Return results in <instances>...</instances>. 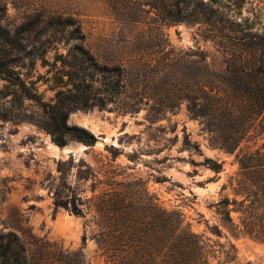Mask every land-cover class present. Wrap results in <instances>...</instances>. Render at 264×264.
<instances>
[{"label": "rangeland", "instance_id": "1", "mask_svg": "<svg viewBox=\"0 0 264 264\" xmlns=\"http://www.w3.org/2000/svg\"><path fill=\"white\" fill-rule=\"evenodd\" d=\"M203 1H214L229 21L173 22L171 0H0V248H23L28 264H104L95 240L99 204L107 194L128 192L180 212L203 237L210 264H264V241L233 237L214 207L235 197L238 157L262 140L228 151L215 141L219 121L209 126L188 101L200 98L205 82L224 88L231 82L223 72L230 51L264 55V0ZM67 19L82 22L96 50L110 55L119 44L152 65L128 73V85L140 81L129 95L150 98L139 112L68 113L69 124L97 137L92 147L75 140L57 146L42 103L26 96L31 90L55 101L61 66L55 59L72 46L57 41L59 22ZM207 159L223 163V172L210 170ZM57 192L76 195L83 216L57 208Z\"/></svg>", "mask_w": 264, "mask_h": 264}, {"label": "trees", "instance_id": "2", "mask_svg": "<svg viewBox=\"0 0 264 264\" xmlns=\"http://www.w3.org/2000/svg\"><path fill=\"white\" fill-rule=\"evenodd\" d=\"M213 2L171 0L168 18L188 23L229 21V14L216 8ZM59 25L61 38L57 41L72 46L55 59L56 64H61L56 73L55 101L43 102L31 90H27L26 96L42 103L49 119L48 131L57 146L64 147L75 140L92 147L97 137L83 127L69 124L68 113L93 107L139 112L150 98L145 99L140 93L129 95L130 90H139L140 81L128 85V73L152 65L143 53L125 50L119 44L110 55L96 50L81 21L67 19ZM46 62L44 58L43 63ZM202 62L208 68L207 59L202 57ZM225 64L223 72L231 76V82L225 88L224 84L203 83L200 98L188 99L189 109L196 117L206 119L209 126L213 125L211 120L219 121L222 128L213 130L215 141L228 151L234 152L245 140H262L258 149L238 157L235 197H223L214 207L233 237L264 241V55L259 57L247 49H235L228 53ZM208 76L211 74L206 70L207 81ZM113 150L116 157L117 150ZM206 164L215 174L224 170L223 163L215 160L207 159ZM78 201L76 195L71 199L63 198L60 192L55 195L57 208L83 216ZM99 211L101 231L95 240L104 264H210L203 237L185 225L180 212L164 208L153 196L141 199L128 192H112L102 199ZM209 229L214 235L223 236L219 226ZM0 264H28L24 249L12 244L2 246Z\"/></svg>", "mask_w": 264, "mask_h": 264}]
</instances>
